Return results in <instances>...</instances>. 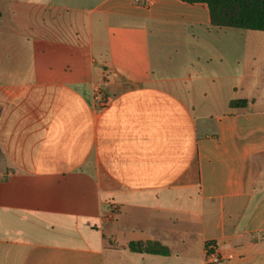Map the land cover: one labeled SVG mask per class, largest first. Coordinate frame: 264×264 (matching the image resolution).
I'll return each instance as SVG.
<instances>
[{
    "label": "crops",
    "instance_id": "1",
    "mask_svg": "<svg viewBox=\"0 0 264 264\" xmlns=\"http://www.w3.org/2000/svg\"><path fill=\"white\" fill-rule=\"evenodd\" d=\"M0 12V264H264V32L179 0Z\"/></svg>",
    "mask_w": 264,
    "mask_h": 264
},
{
    "label": "trees",
    "instance_id": "2",
    "mask_svg": "<svg viewBox=\"0 0 264 264\" xmlns=\"http://www.w3.org/2000/svg\"><path fill=\"white\" fill-rule=\"evenodd\" d=\"M189 4H207L211 23L216 28H234L264 32V0H179ZM1 17V12H0ZM248 101L231 103V107L245 108ZM134 253L168 256L166 248L153 243H131Z\"/></svg>",
    "mask_w": 264,
    "mask_h": 264
},
{
    "label": "built area",
    "instance_id": "3",
    "mask_svg": "<svg viewBox=\"0 0 264 264\" xmlns=\"http://www.w3.org/2000/svg\"><path fill=\"white\" fill-rule=\"evenodd\" d=\"M152 0H147V3L150 4ZM94 99L101 108H104L108 105V99L103 96L102 90L100 87L94 89ZM223 255L219 251V248L214 243H207L205 247V263L206 264H219L223 260Z\"/></svg>",
    "mask_w": 264,
    "mask_h": 264
},
{
    "label": "rangeland",
    "instance_id": "4",
    "mask_svg": "<svg viewBox=\"0 0 264 264\" xmlns=\"http://www.w3.org/2000/svg\"><path fill=\"white\" fill-rule=\"evenodd\" d=\"M263 166H264V161H263Z\"/></svg>",
    "mask_w": 264,
    "mask_h": 264
}]
</instances>
